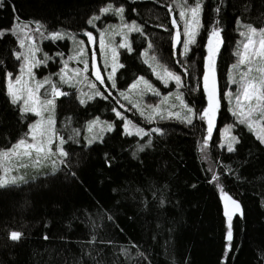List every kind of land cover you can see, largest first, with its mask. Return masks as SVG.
Returning a JSON list of instances; mask_svg holds the SVG:
<instances>
[{
	"label": "trees",
	"instance_id": "obj_1",
	"mask_svg": "<svg viewBox=\"0 0 264 264\" xmlns=\"http://www.w3.org/2000/svg\"><path fill=\"white\" fill-rule=\"evenodd\" d=\"M106 2L107 0H3L4 6L0 7V29L9 28L12 24L14 5L24 21L41 20L50 30L59 28L60 31L69 30L76 35L75 44L70 39L55 43L37 40L42 50L39 59L44 58V53L52 56V59L46 65L38 67L36 73L43 79L50 77L53 84L70 94L56 100V131L65 138L70 134L71 128H78L81 132L77 138L79 143L65 145L70 152V167L64 168L55 176L51 175L50 164L39 169L22 168L19 174L28 183L7 192H0V264H96L88 256V251L94 247L103 249L101 264H114L118 259L116 253L120 246L129 245L130 242L140 244L152 258L153 264H168L173 257L176 264H185V259L189 264H221L226 218L218 190L207 182L211 172L207 171L209 168L200 154L199 144L206 133V123L194 119L195 126H189L175 119H157L149 124L136 109H132L130 116L142 119L145 130L159 127L164 132L162 136L153 134V146L143 153H137V159L134 160L131 153L143 141L135 136H121L120 125L123 121L115 120L111 111L113 107L121 111L113 99L118 96V91L112 90L113 96L107 100L96 98L85 106L78 103L77 97L81 92L93 91L89 88V82L96 85L98 82L92 75L90 47L80 30L87 28L95 37L97 34L99 36V32L88 28L85 21L92 13L98 14L99 7ZM170 2L171 0H140L127 3L126 0H114L117 6L126 4V22L135 20L143 26L144 32L154 44L159 63L179 71L176 60L171 55L169 32L163 33L162 28L158 27L164 25L171 32L176 31L171 26V19L172 15L178 19V11L168 14L167 4ZM224 5L219 16L224 29V43L216 59L217 77L222 92L230 78L231 66L237 60L233 53L237 51L238 42L242 40L239 31L243 29L235 26L236 17L241 16L243 23L252 24L257 29L264 27V0H224ZM132 8L137 11L133 13ZM202 23L204 27L197 37L198 44L191 46L187 59L190 76L184 78L185 87L180 90L184 94L185 102L194 111H200L205 106V93L200 77L207 53V36L213 23L212 0L205 7ZM119 24L120 21L115 17H104L97 22L101 30L108 25ZM116 30L121 31L120 27ZM180 30L182 31V25ZM80 40L84 41L82 47L86 53L84 58L89 60V71L82 72L79 77L73 76L74 86H69L60 82L57 73L64 67V61H67L69 68H84L80 59H69L81 47L78 43ZM128 41L134 52L130 55L126 50L118 48L121 55L118 61L125 67L118 68L116 72L117 89L128 94L134 103H140V97L135 91L129 92L128 85L137 76H143L152 84L154 81L155 85L157 81L161 82L152 74L149 66L143 63L144 57L141 53L147 48L149 40L140 34L128 33ZM105 42L116 47L118 39H105ZM15 44L16 41L11 36L0 41V59L7 61V71L14 75L18 72V62L11 58L10 51L6 49H11ZM94 45L99 50L98 44ZM177 48L179 50L181 46ZM55 53L64 55L56 56ZM107 54L100 53V58L104 59V63L100 62L98 68L102 75L104 68L110 67L105 66ZM152 54L150 51L149 56ZM4 77L5 69L0 67V149L10 147L23 137L34 117L28 113L21 118L10 104L5 95ZM76 80L80 82L77 84ZM160 86L158 84L155 87L162 96L176 92L174 83L168 88L162 83ZM45 87L50 89V85ZM108 87L111 88V85L108 84ZM97 88L103 91L102 86L100 88L97 85ZM104 94L107 95L106 92ZM159 99L151 94L143 97V101L148 104L158 103ZM170 100L175 101L174 96ZM120 102L128 103L122 99ZM231 106L222 101L213 137L207 149L211 169L222 174L225 191L241 203L244 211L243 218L238 215L234 217L233 250L224 264H264V256H261L264 253V208L260 206V200L264 198V146L241 125L234 128L235 133L242 137V142L236 145L237 151L228 153L226 144L223 148L220 147L221 128L232 124L235 119L229 111ZM141 107H144L143 103ZM172 110L183 112L177 107ZM68 117L72 118L71 124L65 127ZM96 117L101 121H115L117 130L105 133V143H95L88 148L84 140L89 135L87 122ZM250 148L256 153L255 156L248 155L247 150ZM106 152L109 154L107 159L113 163L111 168L105 164ZM220 162L236 169V174L245 179L237 182L223 176L225 169ZM68 172H76L77 175L75 178L65 175ZM193 184L196 185L195 188L191 187ZM113 188L119 191L113 193ZM137 188L141 191L137 192ZM154 188L161 189L166 198L164 208L157 207L158 199L154 200L152 197ZM133 195L135 200L132 199ZM142 199L149 202L147 211L142 203H137ZM102 209L111 210L119 227L112 225L105 217V226L98 231L97 243L93 245L90 243L93 235L90 219H94L96 213ZM45 224L50 227L45 228ZM169 229L172 231L169 232ZM10 230L24 233L19 243L6 240ZM45 232L50 237L47 241L43 239ZM101 240L115 243H101ZM119 260L120 264H124L123 257H119Z\"/></svg>",
	"mask_w": 264,
	"mask_h": 264
},
{
	"label": "snow or ice",
	"instance_id": "obj_2",
	"mask_svg": "<svg viewBox=\"0 0 264 264\" xmlns=\"http://www.w3.org/2000/svg\"><path fill=\"white\" fill-rule=\"evenodd\" d=\"M127 3L140 2V0H126ZM209 0H171L167 4L168 14L172 15L178 11V19L175 15H172L171 26L176 31L171 32L166 26L158 25L164 31L169 32V38L171 40L172 57L176 60V65L179 67V71L172 70L167 65L159 63L158 56L154 52V44L149 39L148 35L144 32L142 25L138 24L135 20L126 22V4L121 3L117 6L114 0H107V2L99 7V13H92L85 21L88 28L96 29L100 35V46L102 51L111 53V71L107 74V82L97 68L96 52L93 50L91 55V69L92 75L95 76L96 80L99 81L100 85L103 86V91L97 88L95 83L89 82V88L93 91L91 93L81 92L80 96L77 97L78 103L81 106L87 105L96 98L107 100L113 96L112 90L118 91V96L113 97L116 100L119 107L124 109L125 112L136 109L139 115L149 124L159 120H179L181 123L195 126L194 119H199L206 122V135L202 137V143L200 151L205 153L209 148V142L213 137V131L215 128V122L217 119V113L221 108L220 98L217 95L216 89V59L220 53L221 46L224 43L222 33L224 31L222 27V21L219 19L220 13L222 12L224 0H212V13L213 23L210 26L211 30L207 36L206 51L207 54L204 57L203 65V91L206 94L207 104L200 111H194L184 100V94L180 90L185 87L184 78L190 76L187 59L191 46L198 44L197 37L200 35L201 28L204 27L202 23L203 14L205 7ZM3 0H0V7H3ZM255 6V5H253ZM14 19L9 28L0 29V41H3L6 37L11 36L16 44L10 51L11 58L18 62V74L11 71H7V61L0 59V67L5 69V83L6 91L5 95L8 97L10 104L20 114V117H25L26 114L32 113L36 117H39L34 123H30L27 132L24 136L19 138L15 143H12L10 147L0 149V192H7L13 188H19L21 184H27L28 181L23 175L19 174V170L22 168L32 167L39 169L46 167L50 164L51 175L55 176L57 173L63 171L64 168L70 167L68 158L70 155L69 150L65 148L66 144H77L81 132L78 128H71L70 134L65 138L56 131L55 128V103L60 97L69 96L68 92L62 91L56 84H53L50 77H46L43 81H36L33 69L38 68L42 65H46L51 59L47 53H44V58L37 59V53L41 51V48L37 44V40H48L53 43L63 40H72L73 43H77L76 35L69 30L60 31L59 28L56 30H50L47 24L41 20H29L24 21L23 18L19 17L15 6L13 5ZM136 8H132V12L135 13ZM249 13L251 9L248 10ZM104 17H115L120 21L119 27L120 32H109V29H115L117 25H108L105 29L101 30L97 26L98 21H102ZM182 25V31L180 30ZM235 26L243 29L239 31V36L242 40L238 42V49L233 55L237 58L236 63L231 66V73L229 83L236 85L234 91H226L224 98L230 105L229 111L235 118L232 124L227 126L225 132V141L221 143L220 147L223 148L226 143V150L228 153H235L237 151L236 145L242 142L240 135H232L234 128L238 126H245L248 132L252 133L255 140L259 142L261 146H264V27L257 29L252 24H245L242 22V17L237 16ZM126 30V31H125ZM84 36L87 37L89 45L95 43V37L92 31L87 28L80 30ZM128 33H137L148 39L147 48L141 53L143 63L148 65L153 75L163 84L165 88H168L170 84H175L176 92L163 95L161 92L143 76L137 77L135 81L130 85L129 92L135 91L140 97V103H134L128 94L124 91L117 89L116 72L118 68H124L125 65L118 62L120 53L117 52L116 47L111 46L105 42L107 36L111 39L114 35H121L123 37L122 42L118 44L119 49H124L128 54H132L134 49L132 44L128 41ZM183 37V39H182ZM79 45L75 51L76 54L69 59L77 60L80 59L84 64L82 70H74L75 76L79 77L81 73L89 71V60L84 58L86 56L84 47V41L80 40ZM177 46H182L179 50ZM153 54L149 56V52ZM56 56H63V53H55ZM193 63H195L193 61ZM253 65H256L254 68ZM67 61H64V67L61 69L60 82L74 86L72 78H66L64 69H67ZM109 66L106 60V67ZM241 66H244L246 70H241ZM254 71L258 75H253ZM238 74V76L236 75ZM27 76V79L25 77ZM86 79V78H85ZM32 81H36L35 87H32ZM76 80L75 83H79ZM111 85V88L108 87ZM45 85H50L49 88H45ZM143 85V88L140 86ZM41 89L44 91L41 92ZM195 91V89H193ZM107 93L105 95L104 93ZM151 94L155 97H159V102L155 104H148L143 101V97ZM174 96V100L179 102V107L183 110L173 111L176 108L175 103L169 105V100ZM86 97V99L84 98ZM127 101L131 108H128L120 100ZM141 103L144 107H141ZM147 109V111H146ZM111 111L114 113L115 120L123 121L120 127L122 128V137H138L143 143H138L135 149L132 151V159H137V153H143L146 149L153 146V134L162 136L163 130L159 127H153L145 130L142 127L134 124L132 120L125 117V115L113 107ZM45 113H49L45 118ZM71 117L67 118L65 127L71 124ZM87 133L89 135L84 137L86 146L92 147L95 143H105V133H113L117 130L115 121H101L99 117L87 122ZM148 139L145 140L144 138ZM53 145L54 150H53ZM249 156H255L256 153L252 149L247 150ZM108 153H104L105 164L111 168L113 163L108 160ZM207 159V155L203 157ZM115 157H113V160ZM224 167L223 176H228L237 182H242L245 178L237 175L236 169L230 166L223 165ZM211 172V176L208 179L210 185H214L219 192L220 200L223 201V215L225 220V233L224 239V251L221 257V264L227 260L228 254L233 250L234 240V217L237 215L240 218L244 217V211L241 203L234 199L232 195L225 191L224 184L222 183V174L208 169ZM15 173V174H14ZM65 175H71L73 178L76 177V172H68ZM35 179V177L33 178ZM259 179V178H258ZM167 188V185L164 186ZM191 187L195 188L193 184ZM119 189L113 188L112 192L117 193ZM137 192L141 189L137 188ZM152 197L154 200L158 199V208H164L166 206V198L164 197L161 189L154 188L152 190ZM135 200V196H132ZM119 203V201H117ZM144 205V210L147 211L149 208V202L147 199L137 201ZM260 206L264 208V198L260 200ZM102 208V206H101ZM105 217L115 227H119L116 223V216L113 215L111 210L102 209L96 213L94 219H90V224L93 230V235L90 243L95 245L98 240V231L102 229L104 225ZM131 219V217H129ZM70 226V225H69ZM45 228H49V224L44 225ZM159 227V225H158ZM123 231V229H121ZM172 229H169L171 232ZM24 237V233L17 230H10L6 240L14 243H19ZM43 239L49 240L47 232L44 233ZM153 239H156L153 236ZM101 243L114 244V241H100ZM168 241L165 242V252H167ZM7 247V245H5ZM135 250V251H133ZM103 255V249H96L95 247L88 251V256L96 261V264H101V258ZM118 259L114 264H120L119 257L124 258V264H153L152 258L149 254L141 248L140 244L130 242L129 245L120 246L119 252L116 253ZM264 256V253H261ZM168 264H176L175 258L173 257ZM185 264H189L185 259Z\"/></svg>",
	"mask_w": 264,
	"mask_h": 264
},
{
	"label": "rangeland",
	"instance_id": "obj_3",
	"mask_svg": "<svg viewBox=\"0 0 264 264\" xmlns=\"http://www.w3.org/2000/svg\"><path fill=\"white\" fill-rule=\"evenodd\" d=\"M117 27H119V26H117ZM116 27V28H117ZM116 28L115 29H111L109 32H113V31H115V32H118L117 30H116ZM120 32V31H119ZM100 35L98 36V34H97V37H95V43L96 44H98V48H99V50L98 51H96V52H99V55H96V62H97V68H99L100 67V62H102V64L104 63V59H102V58H100V53L103 55L104 53H106V52H104V51H102V49H101V46H100V43H99V41H100ZM105 39H109L107 36L105 37ZM111 39H118V43H117V46H116V50H117V52H118V44L120 43V42H122V39H123V37L121 36V35H114V36H112L111 37ZM207 44V43H206ZM39 46V45H38ZM182 47V46H181ZM93 50H95L94 48H92L91 49V51H90V64H91V55H92V52H93ZM41 52H42V50L40 51V52H38L37 53V59H39V55L41 54ZM108 54V57H107V64L110 66L111 65V63H112V61H111V53L110 52H107ZM207 54V53H206ZM206 56V55H205ZM119 57H121V55H119ZM118 57V58H119ZM119 62V61H118ZM105 66H106V61H105ZM253 67L255 68L256 67V65H253ZM67 68H68V70L67 69H64V73H65V76H66V78H72L73 76L75 77V73H74V70L75 69H73V67H71L70 66V68L67 66ZM36 69L37 68H35V69H33V72H34V74H35V77H36V81H43L44 79H43V77L42 76H40V75H38L37 73H36ZM99 70V69H98ZM241 70L243 71V70H246L245 68H244V66H241ZM111 71V67H109V69H105L104 68V74H103V77L105 78V82L106 83H108L107 82V74H108V72H110ZM17 74H18V72H17ZM153 74V73H152ZM253 75H258V73H256L255 71H254V73H253ZM238 76V75H237ZM137 77H140V76H137ZM136 77V78H137ZM135 78V79H136ZM25 79H27V76L25 77ZM73 79V78H72ZM94 79L96 80V78H95V76H94ZM36 81H32V87H35V83H36ZM135 81V80H134ZM134 81H132L129 85H128V90H129V87H130V85L134 82ZM152 82V81H151ZM153 84L155 85V83H154V81H153ZM97 85L101 88V85H100V83H99V81L97 82ZM171 85V84H170ZM169 85V86H170ZM142 87H143V85H141ZM156 86V85H155ZM103 87V86H102ZM45 88H47V87H45ZM235 88H236V85H232V84H230L229 83V80L227 81V84H226V86H225V89L223 90V92L222 91H220V94H217L218 95V97L220 98V102L222 103V101H226V102H228L225 98H224V93L226 92V91H234L235 90ZM44 90L43 89H41V92H43ZM170 91V90H169ZM173 103H175L176 105H177V108H180L179 107V102L178 101H172V100H169V105H171V104H173ZM125 104V103H124ZM206 104H207V100H206V94H205V106H206ZM128 108H131V106L128 104V103H126L125 104ZM204 106V107H205ZM118 107H119V104H118ZM119 109L124 113V114H126V118H128V119H130V120H132V122L134 123V124H136V125H138L139 127H142L143 128V126H142V123H141V120L142 119H139V118H136V117H133V116H130V113L132 112V109H131V111H128V112H125L124 111V109H122V108H120L119 107ZM218 113H219V111H218ZM218 113H217V119H218ZM30 114H32V113H30ZM33 115V114H32ZM45 115V118H47V116L49 115V113H45L44 114ZM34 117H33V119H32V122L31 123H34L37 119H39V117H36L35 115H33ZM217 119H216V122H215V125H216V123H217ZM233 122H234V120H233ZM232 122V123H233ZM206 123V122H205ZM206 127H207V125H206ZM238 128V127H237ZM226 129H227V127H222L221 128V130H220V135H221V142H224L225 141V132H226ZM232 135H237L236 133H235V130H233V132L231 133ZM205 135H206V133H205ZM202 143V142H201ZM201 143L199 144V148H200V146H201ZM226 144V143H225ZM54 146L55 145H53V150H54ZM200 154H201V157H202V159L205 161V163H206V165H207V167L210 169V168H212V166H211V162H210V159H209V156H208V152H207V150H206V152L205 153H202L201 151H200ZM205 155H207V159H204L203 157L205 156ZM0 174H2V172H0ZM15 174V173H14ZM223 202V201H222Z\"/></svg>",
	"mask_w": 264,
	"mask_h": 264
},
{
	"label": "flooded vegetation",
	"instance_id": "obj_4",
	"mask_svg": "<svg viewBox=\"0 0 264 264\" xmlns=\"http://www.w3.org/2000/svg\"><path fill=\"white\" fill-rule=\"evenodd\" d=\"M162 30H163V29H162ZM163 33H164V30H163ZM93 35H94V33H93ZM82 36H83V37L85 38V40L87 41V37L84 36L83 34H82ZM94 37H95V35H94ZM94 46H95V45H94ZM94 46L90 47V51H91V49H92ZM94 49H95V51H96V50H97V47H94ZM202 74H203V73H202ZM102 76H103V75H102ZM200 79H201V83H202V87H203L202 75H201ZM155 81H156V80H155ZM156 83H157L156 85L159 84V86H160V84H161V83H159L158 81H157ZM160 87H162V85H161ZM216 89H217V94H220L221 88H220V86H219V78L217 77V71H216Z\"/></svg>",
	"mask_w": 264,
	"mask_h": 264
},
{
	"label": "water",
	"instance_id": "obj_5",
	"mask_svg": "<svg viewBox=\"0 0 264 264\" xmlns=\"http://www.w3.org/2000/svg\"><path fill=\"white\" fill-rule=\"evenodd\" d=\"M87 44H88V42H87ZM94 44H95V43H94ZM94 44H92V45H89V44H88V46L91 47V46H94ZM223 210H224V209H223Z\"/></svg>",
	"mask_w": 264,
	"mask_h": 264
}]
</instances>
